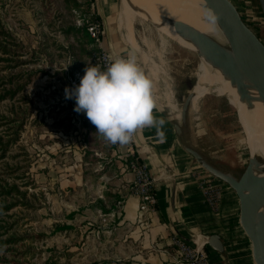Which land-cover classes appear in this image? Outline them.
I'll return each mask as SVG.
<instances>
[{"label":"rangeland","instance_id":"1","mask_svg":"<svg viewBox=\"0 0 264 264\" xmlns=\"http://www.w3.org/2000/svg\"><path fill=\"white\" fill-rule=\"evenodd\" d=\"M233 1L264 43L258 1ZM111 2L117 15L119 0H0V264H113L114 214L133 175L120 168L128 170L124 147L100 138L64 93L80 83L85 67L98 66L103 27L114 22L101 7ZM94 24L98 39L87 32ZM151 27L133 22L146 57L138 55L140 66L158 101L170 94L180 105L194 94L199 58ZM152 63L159 66L153 72ZM200 115L208 124L207 151L241 173L249 153L230 103L205 94L194 117Z\"/></svg>","mask_w":264,"mask_h":264},{"label":"crops","instance_id":"2","mask_svg":"<svg viewBox=\"0 0 264 264\" xmlns=\"http://www.w3.org/2000/svg\"><path fill=\"white\" fill-rule=\"evenodd\" d=\"M111 3L101 7L104 16L114 22H110L112 25L108 28L103 27L100 47L112 57L121 55L126 58L135 52L121 37ZM135 55L140 65V59ZM170 97L175 109L167 108L166 99L160 102L156 98L154 111V115L166 121L164 137L161 138L155 128L138 130L134 136V153L153 180L154 211L139 222L138 198L126 192L122 207L114 214L113 264H177L173 246L176 239L195 246L208 257L210 264H253L250 243L238 223V201L234 192L220 184V213L212 210L200 188L202 176L210 177V174L188 149L197 152L208 163L230 166L223 158L214 155L216 152L207 151L208 124H201L203 115L199 119L194 117L192 102L182 120L183 102L178 105L172 95ZM120 165L122 173L131 180V172L122 168L123 163ZM230 168L235 170V166ZM121 188H125L124 184ZM212 235L220 237L222 252L208 245V238Z\"/></svg>","mask_w":264,"mask_h":264},{"label":"water","instance_id":"3","mask_svg":"<svg viewBox=\"0 0 264 264\" xmlns=\"http://www.w3.org/2000/svg\"><path fill=\"white\" fill-rule=\"evenodd\" d=\"M264 19V0H257ZM215 17L230 45V52L219 49L213 42L181 22H173L175 33L189 41L213 67L226 76L234 85L241 99L249 98L247 87L254 88L264 112V43L250 28L242 12L233 0H204ZM192 93L185 97L181 118L185 119L192 100ZM188 152L200 162L207 172L233 190L238 201V223L250 243L253 264H264V177L253 178V166L260 160L248 162L237 174L228 166L221 167L206 162L194 150ZM253 178V182L249 179ZM208 245L217 252L223 251L218 235L208 238Z\"/></svg>","mask_w":264,"mask_h":264},{"label":"bare ground","instance_id":"4","mask_svg":"<svg viewBox=\"0 0 264 264\" xmlns=\"http://www.w3.org/2000/svg\"><path fill=\"white\" fill-rule=\"evenodd\" d=\"M208 13L212 15L210 8L204 0H119V9L115 19L122 39L143 61H146V57L141 53L133 34V22L135 20L150 24L161 36L170 39L177 45L192 51L198 56L199 63L197 71L195 72L196 80H193L195 81L194 94L196 96L191 92L193 96L191 100L192 112H197L199 101L205 94L223 96L230 103V106L232 105L235 109L234 112H236L238 124L244 135V144L249 156L252 157V160H256V158L261 159L259 167L253 166L252 168L253 178H263L264 112L254 88L249 85L246 89L249 98L241 99L239 92L234 85L230 84L228 78L219 69L207 62L189 41L179 37L172 26L173 22H181L209 39L219 49L230 52V45L227 38L224 36L223 31L216 21L213 24L208 20ZM169 59H171V56ZM153 63L150 66L152 72L156 71L159 67L154 66ZM165 99L167 108L175 109L170 95L166 94ZM253 178H250L249 182H253Z\"/></svg>","mask_w":264,"mask_h":264},{"label":"clouds","instance_id":"5","mask_svg":"<svg viewBox=\"0 0 264 264\" xmlns=\"http://www.w3.org/2000/svg\"><path fill=\"white\" fill-rule=\"evenodd\" d=\"M213 24L215 17L207 14ZM66 99H74V111L84 112L106 143L128 145L138 130L155 128L161 138L166 121L154 115L157 101L153 81L137 63L135 53L119 57L105 70L87 66L78 85L65 87Z\"/></svg>","mask_w":264,"mask_h":264},{"label":"built area","instance_id":"6","mask_svg":"<svg viewBox=\"0 0 264 264\" xmlns=\"http://www.w3.org/2000/svg\"><path fill=\"white\" fill-rule=\"evenodd\" d=\"M87 32L95 39H98L100 36L99 26L95 24L89 26ZM119 57L124 56L112 57L105 50H101L98 56V67H100L101 70H105L109 63ZM134 143L135 139L128 145L123 146L124 151L122 159L124 161V167L133 175L130 194L138 198L137 217L138 221L142 222L146 214L154 211L156 197L153 190V180L145 165L134 153ZM201 181L200 188H202V192L208 204L212 210L216 212L220 206L221 189L220 187L216 188V186L206 182V180L201 179ZM122 204L123 203L119 201L117 205L122 207ZM173 246L177 264H210L208 257L203 252L199 251L195 246L193 247L187 244L183 240H174Z\"/></svg>","mask_w":264,"mask_h":264},{"label":"trees","instance_id":"7","mask_svg":"<svg viewBox=\"0 0 264 264\" xmlns=\"http://www.w3.org/2000/svg\"><path fill=\"white\" fill-rule=\"evenodd\" d=\"M97 18H99V16L97 17ZM230 107H232L233 108V110L235 111V109H234V107L231 105ZM241 129V128H240ZM241 132H242V130H241ZM243 134V133H242Z\"/></svg>","mask_w":264,"mask_h":264}]
</instances>
